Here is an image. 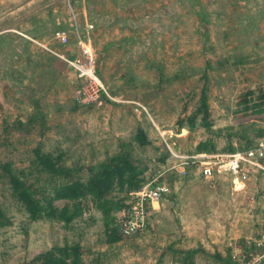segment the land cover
<instances>
[{"label":"rangeland","instance_id":"obj_1","mask_svg":"<svg viewBox=\"0 0 264 264\" xmlns=\"http://www.w3.org/2000/svg\"><path fill=\"white\" fill-rule=\"evenodd\" d=\"M57 33L68 41L60 43ZM78 40L91 46L108 95L99 104L73 99L80 82L58 56L77 57ZM209 60L220 65L204 79ZM259 85L264 89V0H0V163L13 168H27L36 146L64 153L67 164L92 165L140 126L152 144L132 142L133 153L151 179L170 162V155L157 160L168 146L192 153L211 136L227 150L241 146L243 129H264V112L238 110L241 93L253 90L254 99ZM203 86L210 126L198 115L189 128L185 117ZM181 116L184 127L177 125ZM189 174L165 172L168 211L152 209L144 230L111 244L98 210L84 211L68 228L32 221L0 180V206L11 220L0 228V264H20L66 242L81 245L82 264H185L179 249L198 251L191 264H239L233 257L251 250L262 223L256 185Z\"/></svg>","mask_w":264,"mask_h":264},{"label":"trees","instance_id":"obj_2","mask_svg":"<svg viewBox=\"0 0 264 264\" xmlns=\"http://www.w3.org/2000/svg\"><path fill=\"white\" fill-rule=\"evenodd\" d=\"M206 65L202 74L204 79L207 78L208 72L217 69L216 65L220 63L209 60ZM261 86L259 85L260 91L254 99L252 98L255 94L253 90L241 93L238 99V104L243 105L241 109L238 108L240 113L264 112V89ZM207 98V87L203 86L199 105L191 115L185 117L189 128L195 125L198 115L202 124L207 128L210 126ZM75 104L74 109L79 107L76 102ZM185 121L184 116H181L177 120V125L184 127ZM249 132L253 136L247 135ZM219 134L220 132H215V136ZM238 134L237 136H242L243 140L240 145L248 146L256 139L264 137V129L262 127L243 129ZM227 137H230V133ZM132 142L139 147L152 144L145 131L137 126L131 141L120 142L116 151L106 152L101 160L92 165L67 164L64 153L45 152L40 146H36L32 148L29 166L25 169L13 168L9 161L1 162L0 180L8 184L10 195L16 199L26 212L28 219L32 221L52 220L61 222L64 228H68L69 224L80 217L84 211L90 208L98 210L105 219L106 242L111 244L122 236L118 227L128 209L127 193L141 187L146 181V175L149 174L147 164L142 163L134 155L135 147ZM231 148L233 149L229 147L227 150ZM163 150L161 151L163 155L157 159L161 163H165L166 157L170 155L168 150L165 148ZM215 150H217L216 139L211 136L199 141L193 149L194 152ZM83 171L86 172L85 176L80 175ZM10 223V217L0 206V228ZM178 251L184 255L185 264H191L193 253L197 252L181 249ZM82 254L83 248L79 243L66 242L62 246H52L20 264H82ZM210 256L225 260L218 252ZM225 262H232L230 256Z\"/></svg>","mask_w":264,"mask_h":264},{"label":"built area","instance_id":"obj_3","mask_svg":"<svg viewBox=\"0 0 264 264\" xmlns=\"http://www.w3.org/2000/svg\"><path fill=\"white\" fill-rule=\"evenodd\" d=\"M56 38L60 43H66L67 37L64 33H57ZM78 44L81 51L77 57L65 58L58 55L75 70L76 78L80 82L72 97L80 104H99L101 94L107 95V92L102 81H96V76H99L94 68L93 51L90 45L81 40H78ZM168 151L170 162L157 170L141 187L127 193L128 209L119 224V232L127 236L145 229L148 214L154 208V203L159 202L170 190L163 181L165 172L174 170L182 177L191 170H198V177L206 181L224 175L234 185L240 184L244 187L246 183L253 182L257 187V204L261 206L262 223L256 236L250 239L247 245L251 250L241 251L233 258L239 264H264V137L256 139L248 146L242 145L231 150L217 149L179 154L168 146Z\"/></svg>","mask_w":264,"mask_h":264},{"label":"crops","instance_id":"obj_4","mask_svg":"<svg viewBox=\"0 0 264 264\" xmlns=\"http://www.w3.org/2000/svg\"><path fill=\"white\" fill-rule=\"evenodd\" d=\"M69 26H71V25H69ZM57 28H59V25H57ZM67 37V36H66ZM58 40V39H57ZM59 41V40H58ZM68 41V37L66 38V42ZM60 42V41H59ZM72 58V57H71ZM194 176V178H198V175H199V172H198V170H191L190 171V174L188 175V176ZM168 194H170V190H169V192H168ZM168 194H165L166 196L168 195ZM167 202V199H163V197H162V199L159 201V202H157V206L155 207L154 206V208H153V210H157L158 208H159V210H160V206H161V208L164 210L163 212H165V211H168V209H166V207L164 206V203H166ZM152 214H154V213H152ZM159 214V213H158ZM185 251H189V250H185ZM191 251V250H190ZM197 251V250H196ZM198 252V251H197ZM196 252V253H197ZM195 253V254H196ZM193 255H194V253H193Z\"/></svg>","mask_w":264,"mask_h":264},{"label":"bare ground","instance_id":"obj_5","mask_svg":"<svg viewBox=\"0 0 264 264\" xmlns=\"http://www.w3.org/2000/svg\"><path fill=\"white\" fill-rule=\"evenodd\" d=\"M92 75V73H90ZM96 81H99L101 83V80L96 76Z\"/></svg>","mask_w":264,"mask_h":264}]
</instances>
